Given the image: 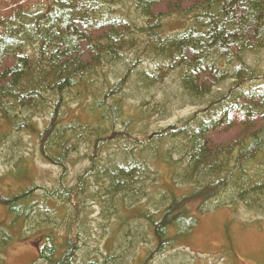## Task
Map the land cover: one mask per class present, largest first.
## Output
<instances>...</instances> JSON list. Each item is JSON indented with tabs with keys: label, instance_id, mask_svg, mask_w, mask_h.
<instances>
[{
	"label": "trees",
	"instance_id": "16d2710c",
	"mask_svg": "<svg viewBox=\"0 0 264 264\" xmlns=\"http://www.w3.org/2000/svg\"><path fill=\"white\" fill-rule=\"evenodd\" d=\"M6 1L0 264L8 246L32 233V246L44 245L28 264H150L182 247L206 212L239 205L264 215V0H43L35 10L30 0ZM134 55L138 62L154 57L157 72L142 70ZM126 58L125 74L115 69L104 80L105 68ZM167 67L178 75L173 103L199 106L150 131L168 116L152 119L158 108L141 105L139 96ZM132 72L147 83L137 88L139 102L126 105ZM76 99L83 118L71 108ZM82 145L86 153L77 152ZM28 146L59 170L52 183L26 175L19 161ZM81 159L86 167L71 176L72 162ZM160 167L172 183L158 189ZM107 228L113 236L104 239ZM150 242L147 257L135 261ZM101 243L106 253L96 256ZM82 250L91 252L79 256Z\"/></svg>",
	"mask_w": 264,
	"mask_h": 264
},
{
	"label": "rangeland",
	"instance_id": "374dc122",
	"mask_svg": "<svg viewBox=\"0 0 264 264\" xmlns=\"http://www.w3.org/2000/svg\"><path fill=\"white\" fill-rule=\"evenodd\" d=\"M6 2V0H0V9L4 6V4H6ZM30 6L33 10H35L37 7L43 9L44 1L30 0ZM172 27L173 26H170L168 28ZM130 53H132L131 50ZM134 62H138L137 57H135ZM138 63H141L142 70L144 71L152 72V74L157 72V67H155V63H157V61H154V57L149 59L148 57L142 58ZM128 66L129 63L127 58L123 64H118V66H114L113 64L107 66L108 68H105L104 70V80L108 77V72H111L115 69L120 70L118 74H125ZM168 73L169 68L167 67V70L164 72V79L162 78L160 81H158L159 83L152 86L153 88L148 89V92H144L139 96L140 101L144 100V102L140 103L141 105H146L148 107L150 106L154 109L158 108L156 115L157 117L152 119H157L166 115L168 116L164 117L165 119H159V124L155 126L150 124L149 120L148 123L150 125L148 126L150 131L157 128L155 130L156 132L161 130L162 127L166 128L167 126L175 125L181 120L183 121L184 118L189 117L196 111L197 108L195 107L199 106L197 105L198 103L196 100L190 102V99H187L186 102L184 99H177V102L173 103L174 100L170 99V94H172L174 91L173 86H176L175 84H178L179 81L177 80V74L176 77H172L169 76ZM102 75V72H99L97 78H102ZM135 76V73L131 74L126 80L129 87L133 85V88L135 86V88L130 89L127 92V97L129 99L127 97L124 99L126 105L129 103L134 105L139 102L137 96L138 94L136 93H139L137 88L139 86H144L145 83H147H144L142 79L138 80L139 78H135ZM105 85L108 84L106 83ZM214 91L216 92V90ZM147 93L150 94L146 96ZM132 97L134 98L133 100ZM208 99L209 97L207 96L205 97L204 101L201 102H206ZM80 102V100H74L71 108L75 111V114H78L80 118H83V105L79 107ZM184 102L185 105L182 106ZM149 133L152 134V132ZM24 151L25 153L22 156L23 159L21 158L19 162L21 166L22 164L23 166H27L28 169H26V175L29 174V177L33 176L34 182L39 185H48L47 183H52L55 177L59 175V170L42 163L30 146L25 148ZM77 152L86 153L87 147L82 145L78 148ZM76 156L77 155L74 157ZM172 158L174 163H177V160H179V156L176 154H172ZM14 159H17L16 156ZM77 161L78 160L72 162L73 165L70 169L71 176H75L79 169L84 168L87 165V163H85L82 159L78 163ZM158 177L159 180L156 183V185H159L158 189H161V186L164 188L169 187V185L172 183L171 174L165 167L159 168ZM186 189L188 188L184 186L183 192L186 191ZM171 191L173 194H177L175 186H173ZM159 193L162 192L159 191ZM166 194L167 196H170V193L167 192ZM1 212L2 209H0V213ZM150 212H152L151 208ZM155 212L156 211H153V213ZM95 214L96 213L91 216L92 219L96 216ZM112 231H114L112 228H107L104 239L113 236L111 234ZM95 232L98 233L99 230ZM30 235L31 237L25 239L23 242L15 240L16 242L14 241L3 251V264H28L29 261L37 259L36 256L38 255V249H36V247L37 245H40V243L37 242L35 247L32 246L33 244L31 243L35 242V238H33V233ZM228 235L230 236V239L227 241L226 236L229 237ZM95 241H101L99 235L96 236ZM95 241L92 239L90 241V245L96 246L97 242ZM42 244L44 243H41V245ZM48 245L51 246L50 241H48ZM184 245L176 250L168 251L164 255H158L157 258H154L153 261L150 262V264H264V215H258V217L253 216L244 211L243 207L239 205H237V208L226 207L225 209L210 211L209 213L206 212L202 216H199L198 221L194 224V227L190 230V232H188L184 240ZM98 247L99 251L97 252L96 256H99L98 254L101 253H106V248L104 250L103 243L99 244ZM153 248V242L142 246L139 250V253L136 255L138 260L135 259V261L140 262L145 259V256L148 255V252ZM88 249H90L89 246ZM90 252L91 250H82L79 252V256ZM129 258L132 260V255ZM103 261V259H99L98 264H102ZM74 264L81 263L75 261Z\"/></svg>",
	"mask_w": 264,
	"mask_h": 264
}]
</instances>
